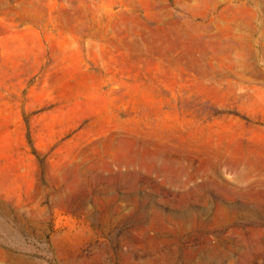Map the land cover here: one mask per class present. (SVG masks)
<instances>
[{
  "label": "rangeland",
  "instance_id": "374dc122",
  "mask_svg": "<svg viewBox=\"0 0 264 264\" xmlns=\"http://www.w3.org/2000/svg\"><path fill=\"white\" fill-rule=\"evenodd\" d=\"M0 264H264V0H0Z\"/></svg>",
  "mask_w": 264,
  "mask_h": 264
},
{
  "label": "bare ground",
  "instance_id": "6f19581e",
  "mask_svg": "<svg viewBox=\"0 0 264 264\" xmlns=\"http://www.w3.org/2000/svg\"><path fill=\"white\" fill-rule=\"evenodd\" d=\"M163 219L166 220V217L164 216ZM185 232H187V231H185ZM185 232H183V234H184ZM183 234H181V235H183ZM127 255H128V258H129L130 256H132L131 253H127Z\"/></svg>",
  "mask_w": 264,
  "mask_h": 264
}]
</instances>
